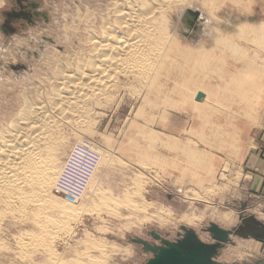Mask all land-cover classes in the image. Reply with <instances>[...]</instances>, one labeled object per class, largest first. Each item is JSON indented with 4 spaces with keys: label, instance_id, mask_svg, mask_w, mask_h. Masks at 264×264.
Segmentation results:
<instances>
[{
    "label": "rangeland",
    "instance_id": "rangeland-1",
    "mask_svg": "<svg viewBox=\"0 0 264 264\" xmlns=\"http://www.w3.org/2000/svg\"><path fill=\"white\" fill-rule=\"evenodd\" d=\"M18 1L0 0V147L5 145L2 136L29 109L48 104L60 177L69 153L84 140L96 143L101 159L78 199L80 208L88 211L65 230L49 225L43 231L36 221L38 216L47 221V215L49 221H64V203L57 196L44 211L37 208L43 201L23 209L9 207L10 211L0 203V264H55V259L65 264H145L152 254L131 239L160 244L152 237L156 232L175 241L185 226L211 243V235L204 231L211 223L233 230L241 217L253 216L264 225V185L253 172L254 163H248L251 155L264 161V0H187L168 8L167 19L161 17L164 22L158 16L162 43L176 52L170 55L178 59L181 54V64L189 55L188 98L177 103L164 92H157V97L158 87L121 77L108 97L91 96L75 112L57 104V71L63 66L74 72L80 62L88 66V59L98 54L92 40L100 36L101 25L113 22L119 8L129 10L128 2L139 1L23 0L22 5ZM31 2L40 6L34 9ZM19 8L33 24L9 17L20 13ZM184 47L192 53L186 54ZM204 60L210 64L201 72ZM60 88L59 93L66 92ZM185 151L189 156L184 159ZM188 216L200 221L189 223L184 219ZM232 240L234 244L219 257L221 263L264 261L263 242L238 236Z\"/></svg>",
    "mask_w": 264,
    "mask_h": 264
},
{
    "label": "bare ground",
    "instance_id": "bare-ground-1",
    "mask_svg": "<svg viewBox=\"0 0 264 264\" xmlns=\"http://www.w3.org/2000/svg\"><path fill=\"white\" fill-rule=\"evenodd\" d=\"M135 1H137V0H135ZM138 1L139 2H137L136 4L130 3L131 1L128 2L129 10H127V11L123 10V8H122V10H120V8L119 9L117 8L118 10H116V12H115L116 13V16H115L116 19L113 22H107V23L101 25L100 36L96 37L94 35L95 37L92 40L94 45H95V48H93L94 49L93 52H95V50H96V52L98 51V54L96 57H94V58L91 57V59H88V60H90L89 62H87V63H89L88 66L86 65L85 62H80L79 64H77L78 65L77 69L75 68L76 70L74 72L65 71V68L63 69V66L61 69H59V72L57 71V73H59L58 76L60 77L59 79H57L60 81L58 84L60 87H62L64 90H66L65 93H62V92L59 93L60 87H58V90H56V93L54 94L55 97L57 98V104H59L61 109L63 108V110H65V109L74 110V108H78V107L82 106V104L84 106V103H85L84 101L86 99H88L89 97L95 98L97 96H100V97L101 96L105 97V95L107 96L108 91L112 88H115L118 85V84H116V82L119 81V79H121V77H129V78L137 79L138 82L141 81L142 83H147L149 85L152 84L155 87V89L157 87L159 89L158 91L156 90V95H158L157 92H159V94H161L160 92H164L163 95L165 97L168 96L169 98H171V99L168 98L171 101L175 100L177 102L181 99L188 98L187 95H188V91L190 90V89L188 90V88L190 87L189 84H190L191 80L188 76V75H190L188 72L189 65L186 64L185 59L187 60V58H189L188 57L189 55L187 57L184 56V62L181 60L182 64L179 62V57H180L179 55H181V54H178V55L176 54L178 56V59L175 57H172V55H170L171 52L168 49V46L166 47L162 43L163 40H162L161 36H163V35L159 36L160 30L162 28L160 29V27L158 25V23L162 20V18H164V17L166 18L167 12H169V11H167L168 8H171L172 6H175L174 4L182 2V1L185 3V2H187V0H138ZM185 13L186 12H184V14ZM158 16L160 18L162 17L161 20H159V22H157ZM263 25L261 24V27ZM160 26H162V25L160 24ZM167 29H169V27ZM259 29H260V26H259ZM165 31H164V33H165L164 35L167 36L168 35L167 30L165 29ZM248 32H250V31H248ZM168 37H169V35H168ZM167 40L168 39L166 38V43L168 42ZM184 46L186 47V45H184ZM185 47H184L183 51L186 52V50H188V49ZM188 48H189V46H188ZM172 49H175V47ZM181 50H182V46H181ZM191 50L190 51L188 50V51L191 52ZM173 51H175V50H173ZM173 51H172V53H174ZM196 51L198 52L199 50L197 49ZM201 51L202 50H200L199 52H201ZM180 52H182V51H180ZM185 52H182V53H185ZM187 52H186V54H188ZM193 52H195V51H193ZM198 54H201V53H198ZM202 54H204V53H202ZM207 55H209V57H211L212 54H207ZM194 56H197V54ZM193 57L190 56V58H193ZM198 57H200V56H198ZM180 58H182V57H180ZM217 59H219V58H217ZM193 60H195V58ZM197 60L198 59H196L194 62L196 63ZM85 61H87V60H85ZM202 62L203 63H200V65L204 64L205 60ZM215 62H212V63L214 64ZM219 62L220 61H218V63ZM187 63H190V62H187ZM209 64L210 63H208V64L206 63V65L204 64V65H202V67L199 66L198 69L200 70V68H203V66H208ZM213 64H211L210 66H212ZM215 65H218V64H215ZM193 66H197V64L196 65L194 64ZM58 67H61V66L59 65ZM205 68H206V71H208V69H207L208 67H205ZM205 68H203V70L201 69V72L204 71ZM214 68H217V66ZM192 70L196 71V69H194V68ZM210 70H211V67H210ZM213 70H215V69H213ZM197 72H198V70H197ZM220 77H222V76H220ZM201 78L202 77H200V79ZM139 85L141 86L142 84H139ZM145 85H143V86H145ZM119 86H120V84H119ZM153 86H150V87L154 88ZM215 86L218 87L219 85H215ZM217 90H218V88H217ZM227 90H229V89H227ZM199 92L202 93V91H199ZM232 93H234V92L232 91ZM212 94H214V93H212ZM163 95H160V96H163ZM244 95H246V94H244ZM91 96H93V97H91ZM235 96H237V95H235ZM157 97H159V95ZM165 97H163V98L165 99ZM191 97H192V95H191ZM152 99H154V98H152ZM169 100H168V103H169ZM164 101L166 102V99ZM230 102H232V101H230ZM177 103H179V102H177ZM177 103L173 104V105L175 106V105H177ZM153 104H154V102H153ZM47 105L48 104H46V105L44 104V106H39V107H36L34 109L33 108L29 109V111L25 114L27 116L25 117V115H24V118H22L20 121H18V123H17V121H16L17 119H16L15 120L16 124L13 125V129H11L10 131L7 130L6 132H8V133L5 134V136H2L3 137L2 142H4L5 145L3 144L4 146L2 145L3 147H0V203L6 204L5 206H8V208L9 207L12 208L14 206L15 207L17 206L16 208L20 209L22 207H25V206H28L31 204H37L40 201H43V203L40 202V205L37 204L38 206L37 205L36 206H37V208H39V210L42 209L44 211V210H47L48 207L49 208L52 207L48 203H51L53 201V198L55 196H57L59 199L61 198L64 201L63 202L61 200L62 203H64L63 205L61 204V210H62L61 214L64 218V221H61L62 219L61 220L54 219V220L49 221V218H51V217H48V215H47L49 213L46 214L47 215L46 217L48 218L47 221L41 222L39 220L41 218L40 216L37 217L36 221L38 224H40L41 228H45V230L42 229L43 231L48 230L50 227L49 225H51V226L54 225V229L62 228L64 226L63 228L65 230L66 225H70V223L72 221L74 222L77 220V222H78L79 221L78 219L81 218L82 213L84 214L83 211H88V210H85L84 208H80L78 201L76 203H72V202L66 200L65 197L63 195H61L62 192L61 191L58 192V190H57L58 189L57 188L58 180H59L60 172H61L62 168L60 169V171H58L57 170L58 168L56 167L58 156L56 157V155H55L56 153L55 154L53 153V151L56 149H54L55 144L53 143L54 140H53V137L51 134L52 123H55V122H53V120H52L54 118H51L52 116L51 117L49 116V115H51L50 114L51 109ZM55 107H53V109ZM74 112H75V110H74ZM20 117H22V116H20ZM15 121H11V123L15 122ZM15 125H16V127H14ZM10 128H12V127H10ZM0 137H1V135H0ZM55 148H56V146H55ZM185 153L186 154H184V156H182L183 158L184 157L186 158V156H189L188 152L185 151ZM182 154H183V151H182L181 155ZM178 155L180 156V154H178ZM192 171H194L193 168H192ZM26 188L31 189V191L26 192ZM95 192L93 191V193H95ZM109 198H112V197H108V199ZM59 199L57 201H59L58 203L60 205L61 201ZM54 200H56V199H54ZM92 202H94V201H92ZM54 203H53V205H54ZM102 203H103V201H102ZM117 203H119V202L116 201V205H118ZM10 208L8 211L11 210ZM112 208H113V206H112ZM3 210H5V209H3ZM107 212H109V211L107 210ZM40 213H43V212H40ZM98 214H99V212H98ZM109 214H110V212H109ZM3 215H5V214H3ZM34 216H35V214H34ZM184 219L187 220L189 223H195V224L197 221H200L199 218H196V217L189 218V216L186 218L184 217ZM227 219L228 220L226 223H229L230 216H227ZM44 223H45V225H44ZM47 223H48V225H47ZM55 226H56V228H55ZM36 227H37V225H36ZM68 228L66 227V229H68ZM61 230H63V229H61ZM54 232H55V230H54ZM56 232H57V230H56ZM45 233H47V232H45ZM50 233H48V234H50ZM60 233H61V231H60ZM27 234L28 233H26V235ZM53 234L55 235V233H53ZM55 236L58 237L57 235H55ZM49 237H51V236H49ZM35 238L36 237H34L33 239L35 240ZM41 239H40V241H41ZM31 245L32 244H30V246ZM86 249H88V248H86ZM53 259H55V258H53ZM59 260L55 259L54 263L55 264H65L64 262L62 263ZM52 261H54V260H52ZM69 263H70V261H69ZM66 264H67V262H66Z\"/></svg>",
    "mask_w": 264,
    "mask_h": 264
},
{
    "label": "water",
    "instance_id": "water-1",
    "mask_svg": "<svg viewBox=\"0 0 264 264\" xmlns=\"http://www.w3.org/2000/svg\"><path fill=\"white\" fill-rule=\"evenodd\" d=\"M22 1H18L20 5H22ZM31 6L37 9L40 5L32 3ZM42 14L46 16L45 13ZM8 15L10 18L14 16L19 19H26L31 24L34 23L24 11ZM8 23L9 21L6 25ZM202 98L203 95L200 94L197 99L200 101ZM182 230L184 234H180L175 241L164 239L156 232H152V237L160 244H151L140 238L131 239V241L142 245L145 253L152 254V257L145 264H223L219 261V257L228 244H234L232 237L252 238L264 243V225L253 216L241 217V224L233 230H226L215 223H211L210 227L204 230L211 235L213 239L211 243L204 242L192 228L183 226ZM252 264H264V261L259 260Z\"/></svg>",
    "mask_w": 264,
    "mask_h": 264
},
{
    "label": "built area",
    "instance_id": "built-area-1",
    "mask_svg": "<svg viewBox=\"0 0 264 264\" xmlns=\"http://www.w3.org/2000/svg\"><path fill=\"white\" fill-rule=\"evenodd\" d=\"M96 146L91 140L76 144L70 153L72 160L68 159L63 167L57 188L58 192L61 191V195L72 203L78 201L81 192H86L99 166L101 158L96 152Z\"/></svg>",
    "mask_w": 264,
    "mask_h": 264
},
{
    "label": "crops",
    "instance_id": "crops-1",
    "mask_svg": "<svg viewBox=\"0 0 264 264\" xmlns=\"http://www.w3.org/2000/svg\"><path fill=\"white\" fill-rule=\"evenodd\" d=\"M249 157V156H248ZM258 157L255 156V155H251L250 158L248 159V163L251 164L252 162L254 163L255 165V170L253 172L256 173V177H260L261 179V184L264 185V161L263 160H258L257 161ZM253 169V168H252Z\"/></svg>",
    "mask_w": 264,
    "mask_h": 264
},
{
    "label": "flooded vegetation",
    "instance_id": "flooded-vegetation-1",
    "mask_svg": "<svg viewBox=\"0 0 264 264\" xmlns=\"http://www.w3.org/2000/svg\"><path fill=\"white\" fill-rule=\"evenodd\" d=\"M19 12H23V10H20V8H19ZM9 21V23H10V20H8ZM9 23H8V25L7 26H9Z\"/></svg>",
    "mask_w": 264,
    "mask_h": 264
}]
</instances>
